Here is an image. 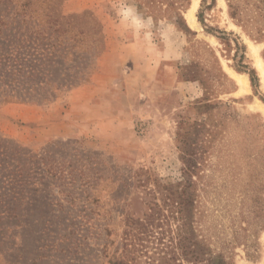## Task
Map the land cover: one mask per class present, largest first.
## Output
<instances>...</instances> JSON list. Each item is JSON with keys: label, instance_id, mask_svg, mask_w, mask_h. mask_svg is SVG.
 <instances>
[{"label": "rangeland", "instance_id": "1", "mask_svg": "<svg viewBox=\"0 0 264 264\" xmlns=\"http://www.w3.org/2000/svg\"><path fill=\"white\" fill-rule=\"evenodd\" d=\"M195 3L0 0V53L41 56L63 48V34L88 49L82 65L92 62L84 81L46 101L0 87V264H176L189 226L234 264H264V229L257 258L238 243L250 231L233 241L238 226L264 222L239 211L243 186L263 184L264 203V0ZM111 47L124 64L98 90V59ZM242 54L256 88L236 67ZM185 167L188 220L175 192Z\"/></svg>", "mask_w": 264, "mask_h": 264}, {"label": "trees", "instance_id": "2", "mask_svg": "<svg viewBox=\"0 0 264 264\" xmlns=\"http://www.w3.org/2000/svg\"><path fill=\"white\" fill-rule=\"evenodd\" d=\"M229 8L230 14L233 18L237 20L242 19L240 17L238 5L230 3ZM45 25L46 22L45 24H42L40 28H37L39 33L42 34L44 32ZM62 40L63 41L61 44L63 45V48H60L56 51L55 48H53V46L56 44H49L47 48L44 49V52L41 53V56L39 54L29 52L30 50H25L22 53H14L13 51L12 53H0V65H2V69L0 68V84L5 83L4 85H0V87H3L2 93H4L6 96H15V91H19L20 88L29 87L28 92L30 94L37 93L32 96V99L28 98L27 100H31V102L36 103L40 102L41 99L42 101H46L50 92L54 89L61 90L64 87H72L84 81H80L83 71L86 69L87 65H92V62L82 65L79 60L82 59L83 55L86 53L83 51H87L88 49H79L78 47L80 46H76L75 44L71 45L69 38L63 34ZM27 41L30 40L26 37H22L21 41L19 40L18 42L20 45H23V43ZM0 44L5 43L0 42ZM237 54L238 51L236 56ZM32 56H34L33 59ZM243 58L244 54L240 56L239 64L236 67L239 71L248 72L250 74L252 85L256 88L258 86L257 74L255 70L250 69L247 64H243ZM39 60L40 62L36 63ZM11 81H15L12 86L8 84L12 83ZM188 170V167L183 169V173L185 175L183 174V177H181L177 182V190L175 191L176 194H178L179 208L181 211L182 209L183 211H186L185 215L187 220L193 217L192 214L195 207V204L193 203L195 200L193 198L194 193L190 190L191 182L188 178H186V175L189 172ZM248 186H252V184L248 183ZM252 187L243 186V193L242 196H240L242 197L243 201L242 205L239 206V211L241 212L245 207L251 214H253V218L257 219L259 222L260 220H264V203L262 200L263 184L260 183L259 185L255 186L253 190ZM234 189L235 184L228 182L224 184V191H234ZM233 198L235 197L231 196L229 198L223 199L229 202ZM246 198L248 200H252L253 205L252 203L247 204L248 202L246 203L244 201L247 200ZM188 222H191V220ZM238 227L239 230L237 235L234 236L233 241L235 242L239 240V236L241 235L240 230L243 232L250 231L251 233L246 234V237H248L249 240L250 236H253V238L250 241L248 238H245L244 241H239L238 243L242 242L240 245L247 247V254L249 256L257 258L258 252L260 251L258 234L262 229H264V222L261 224V226L254 230H249L248 226ZM184 232L185 231H180L177 236V249L180 251L183 257H176V264H184V261H186L188 264H234L227 249L220 248L221 250H216L210 243L205 242L203 239H199L193 226H189V228L186 229L185 234H187V236L184 234ZM232 244L233 242H231V245Z\"/></svg>", "mask_w": 264, "mask_h": 264}, {"label": "crops", "instance_id": "3", "mask_svg": "<svg viewBox=\"0 0 264 264\" xmlns=\"http://www.w3.org/2000/svg\"><path fill=\"white\" fill-rule=\"evenodd\" d=\"M117 55V48L111 47V49L107 50L105 54H103L99 59V73L97 78H95V82L97 83L96 89L100 90L103 87L104 82L111 76L112 71L116 70V66H122L124 62H120L118 65L116 62L112 63L113 58ZM115 60V59H114ZM109 62L106 63V62ZM116 65V66H115ZM83 89L86 86H81ZM81 88V89H82Z\"/></svg>", "mask_w": 264, "mask_h": 264}, {"label": "bare ground", "instance_id": "4", "mask_svg": "<svg viewBox=\"0 0 264 264\" xmlns=\"http://www.w3.org/2000/svg\"><path fill=\"white\" fill-rule=\"evenodd\" d=\"M195 1H196V3L194 4L193 8H195V6L197 5L198 0H195ZM188 19H189L191 24H195L196 21H195V15H194L193 11L188 15ZM259 67H260L261 71L264 73V65L262 62H259ZM234 76L239 80V82L241 83L243 88L247 87L248 81L246 80V78L242 74L234 73Z\"/></svg>", "mask_w": 264, "mask_h": 264}]
</instances>
